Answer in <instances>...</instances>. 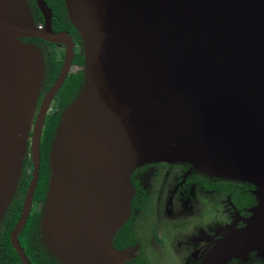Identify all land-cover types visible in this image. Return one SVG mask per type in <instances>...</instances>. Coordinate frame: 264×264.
Returning <instances> with one entry per match:
<instances>
[{
  "label": "water",
  "instance_id": "obj_1",
  "mask_svg": "<svg viewBox=\"0 0 264 264\" xmlns=\"http://www.w3.org/2000/svg\"><path fill=\"white\" fill-rule=\"evenodd\" d=\"M82 42V86L49 146L42 242L61 264H125L111 239L130 213L131 172L146 162L189 163L249 182L257 205L200 264H264V0H63ZM0 0V220L16 189L29 131L32 178L10 233L18 241L38 179L41 125L73 57L67 32L36 0ZM65 46L63 64L34 115L42 53L22 38Z\"/></svg>",
  "mask_w": 264,
  "mask_h": 264
},
{
  "label": "flooded vegetation",
  "instance_id": "obj_2",
  "mask_svg": "<svg viewBox=\"0 0 264 264\" xmlns=\"http://www.w3.org/2000/svg\"><path fill=\"white\" fill-rule=\"evenodd\" d=\"M45 1L51 10L52 31H64L71 36L73 57L63 83L49 100L41 125L37 183L40 173L43 174L44 171L46 185L43 194L38 197L36 183L30 212L18 233V241L30 264H61L42 242L41 220L50 176V142L43 167L42 139L49 117L56 116L55 130L62 110L79 92L82 86L83 57L81 38L68 19L63 0H54L52 6ZM26 2L35 26L42 29L44 18L36 0ZM57 3L60 16L63 17L55 23L54 6ZM22 40L38 47L43 57V79L34 112L37 115L42 110L48 91L59 76L65 46L62 42H50L39 37H25ZM78 54L82 58L81 64L77 62ZM34 127L35 119L29 131L16 189L0 220V264H23L11 243L10 233L21 215L23 200L32 178L34 166L31 158V137ZM129 181L134 190L129 203L130 213L111 239L114 249L125 252V264H200L216 243L227 235L229 229H239L246 225L244 220L252 214V209L258 203L256 187L253 184L209 176L189 163L146 162L131 172ZM251 257L262 264L254 251L248 253V260Z\"/></svg>",
  "mask_w": 264,
  "mask_h": 264
},
{
  "label": "trees",
  "instance_id": "obj_3",
  "mask_svg": "<svg viewBox=\"0 0 264 264\" xmlns=\"http://www.w3.org/2000/svg\"><path fill=\"white\" fill-rule=\"evenodd\" d=\"M49 2V4L52 6L51 3L54 4V0H47ZM61 2V0H59ZM55 10L56 11V14H55V23H58L59 22V18L63 17V16H60L61 14V11H60V8H59V4H55L54 6ZM77 62L79 64L82 63V58L81 56L78 54L77 55ZM76 76V75H74ZM78 76V74H77ZM79 78V76L77 77ZM78 82H80V79H78ZM56 122V116H53V117H49V122H48V126L45 130V134L43 136V139H42V142H43V146H42V166L44 167L45 165V162L47 160V146H48V143L50 142L51 138H52V133H53V130H54V124ZM45 185H46V174L44 173L43 171V174L40 173V178L38 180V183H37V195L38 197L40 195H42L44 192V189H45ZM6 237L8 238V234H6ZM227 264H261V262L259 260H256L255 258L251 257L247 263H239L237 262L236 260H231L229 263Z\"/></svg>",
  "mask_w": 264,
  "mask_h": 264
}]
</instances>
